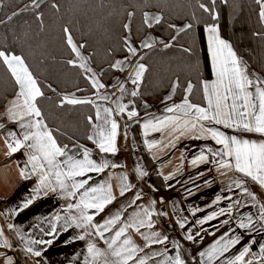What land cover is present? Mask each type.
<instances>
[{
  "label": "crops",
  "instance_id": "obj_1",
  "mask_svg": "<svg viewBox=\"0 0 264 264\" xmlns=\"http://www.w3.org/2000/svg\"><path fill=\"white\" fill-rule=\"evenodd\" d=\"M261 5L262 10H264V3L261 2ZM148 17L152 18L147 21L148 25L151 24V27H149L151 30H149L139 47L136 48L137 54L133 56L129 53L128 57L119 60L123 63L120 67H116L118 74L111 83L104 85L103 88L95 86L97 89L94 100L95 116L99 110L102 117L115 120L119 125L116 137L117 152L102 153L92 140V144L89 146L68 148L70 150L69 154L74 155L77 159H83V152L86 149L90 153V159L95 160L97 163L107 161L108 167L103 172L88 174L91 177L89 184L94 187L101 184L110 186L116 199L99 214H94L95 210L93 209L88 210L90 215L94 214L93 223H102L117 214H120L122 221H128L133 213L141 212L142 208H147L153 213L152 220L154 223L152 228L144 227L141 228L140 232H137L134 228L128 230L127 235L131 237L134 244L143 249L142 252L136 254L135 260L129 261V264H137V261L141 258L146 259L147 264H162V262L167 261L168 257L175 258L177 254L187 264H228V261L233 260L249 244H251V252L245 259L253 260V264H261L259 256L253 257L252 253L258 254L259 245L264 244V226L256 223L251 230L241 229L239 222L241 219H245L248 214H252L254 220L257 218L258 205L264 204V187H261L251 178L244 177L243 174L236 172L234 169L229 170L219 167L217 161L221 159L230 160L232 164L235 163V160L226 156L213 157L212 152L221 151L223 145L216 144L210 135L201 132L199 125L196 129H191L190 126L184 127L186 121L193 119L194 110L187 114L184 110L179 109L173 112L166 110L168 107L182 104L185 98L191 102V92L186 91L183 99L175 101L173 98L174 90L171 89L165 100L158 105L147 102L137 105L135 96L131 95L133 91L137 93L145 73L142 74L137 84L132 83L135 67L141 64L140 54L149 48L163 44L162 38L152 29L157 23L155 18L159 17L161 19V16L156 14ZM153 20L155 22L151 23ZM208 27L205 28V38L212 77L204 80L203 85L216 80V66L213 63L209 46ZM218 34L221 37L219 28ZM145 43H150L152 46L145 48L143 47ZM232 50L235 52L233 48ZM235 54L241 61V67L246 70L249 79L253 81L263 80L258 74L245 66L236 52ZM121 68L123 70H120ZM9 70L11 71V69ZM121 86L123 91H121ZM203 93L204 104L196 105L207 107L204 88ZM18 94L19 85L16 95L9 98L5 106L0 109V125H2L0 127V264H9V258H11L12 264H84V258L88 255L87 243L89 240L96 242L102 250L110 251L107 249V245L99 240L95 234L90 238L86 237L85 240L71 241L70 237L83 235L84 231L73 226L67 232H64L62 231L63 221H51V218L57 214L65 218L68 215H78L76 209H72L70 212L65 210L67 204L79 202V193L75 198L68 199H65L63 194L59 192L49 193L46 197L34 200L28 209L19 210L20 205L28 198L33 187L39 182V178L38 174L31 175L27 179L21 176V169L27 163L30 150L24 148L11 153L8 147V143H11L12 140L7 134L15 132L17 137H20L23 132V129L19 127L18 117L14 118L9 111L10 109L17 113L21 111L20 108L14 107V101H17ZM103 97H108V99H103ZM169 97L171 98L169 99ZM17 102L22 103V98ZM118 103L127 105L125 112H118ZM105 108L113 109L111 116L104 112ZM129 111H136L138 116L130 119L127 115ZM149 121L153 124H157L158 121H168V123L162 126L160 131H156L151 127L149 129L144 128V124ZM201 123L206 127L223 132L227 136H236L238 139H248L257 143L264 141V136L258 133H245L237 131L235 128H225L223 124H215L214 122L202 121ZM134 125L139 127L143 145L151 158L152 164L150 167L145 165L138 148L133 131ZM109 128L110 124H105L104 119H98L96 116L90 136H93L94 140H98V132L104 130L107 134ZM182 131L183 135H181ZM197 136L202 138H195ZM149 145H152V147H149ZM208 149H212V152H209ZM201 152L208 156V162L193 166L191 160L199 156ZM28 170L31 171L30 165ZM141 171L146 172L147 175L142 177L140 175ZM164 177H170V179L165 180ZM154 178H158V182L161 184L157 186V180H154ZM77 179L83 178L78 177ZM237 180L246 182L245 187L256 196L255 200L244 194L242 189L235 187L234 182ZM205 181L208 183H205ZM125 186H130V189L121 196V189ZM137 193L140 194L141 198L136 200L135 204H132ZM217 195L230 196L232 200L222 199L218 204L209 207ZM235 200H241V204L236 206L234 204ZM230 203L233 204L232 215L219 217L203 226L196 223L197 220L212 211H216L220 207H227ZM225 219L229 220V223L221 225V221ZM50 221L56 223L58 230H60L53 244L38 245L31 243L33 240L51 239V237L44 234L51 227ZM181 223L184 224L183 228L180 227ZM217 225H221L218 230ZM120 226V224H117L112 231L105 233V238L111 239ZM170 226L173 228L171 229ZM189 231L193 235L197 232L200 233L195 242L187 240L186 237ZM153 232H159L160 239L167 236V242L153 243L152 240L146 241L144 236H151ZM225 233H228V236L218 247H222L228 239L235 240L240 237V242L230 246L229 250L222 256L213 257L211 261L207 257L202 258L199 256L201 251H208L211 245ZM179 235L188 244L191 243V247L187 248L186 252L183 251L184 241H181ZM121 239H124V237ZM66 240L70 242L65 244L64 241ZM28 247H32L34 251L40 250L42 256L35 257L28 253L26 250ZM154 253H162L163 255H153Z\"/></svg>",
  "mask_w": 264,
  "mask_h": 264
},
{
  "label": "trees",
  "instance_id": "obj_2",
  "mask_svg": "<svg viewBox=\"0 0 264 264\" xmlns=\"http://www.w3.org/2000/svg\"><path fill=\"white\" fill-rule=\"evenodd\" d=\"M201 4L211 11H204ZM261 10V0H0V51L23 58L44 93L36 103L57 143L68 148L89 146L96 119L93 80L103 85L113 81L118 74L114 65L129 55V40L139 47L149 32L145 14L161 16L152 29L163 44L140 54L146 71L135 103L158 105L171 89L174 100L180 101L191 84V102L202 105L203 81L212 77L207 26H218L245 66L264 80ZM69 36L87 57L86 67H80ZM70 60L75 63L69 64ZM17 90L15 77L0 58V109ZM65 96L92 102L62 103ZM133 131L150 167L139 127L134 125Z\"/></svg>",
  "mask_w": 264,
  "mask_h": 264
},
{
  "label": "snow or ice",
  "instance_id": "obj_3",
  "mask_svg": "<svg viewBox=\"0 0 264 264\" xmlns=\"http://www.w3.org/2000/svg\"><path fill=\"white\" fill-rule=\"evenodd\" d=\"M214 2V0H213ZM264 3V0H261ZM201 8L206 12L211 10L205 7L203 4ZM262 20H264V10L259 13ZM11 19V17H9ZM146 22L149 19L145 14ZM159 23L160 18H155ZM151 27V24L148 25ZM187 27H191L188 25ZM67 31V30H66ZM209 33V46L211 48V55L213 63L216 66V80L211 83H205L203 85L204 92L207 98V107H201L191 103L185 98L182 104L175 105V107H168V112L175 110H184L185 114L194 110V117L192 120L186 121L184 127L196 129L199 125L201 132L210 135L215 140L216 144L223 145V149L219 152H212V149H208L212 152L213 157H229L234 158L235 163L232 164L230 160H219L217 163L220 168L234 169L236 172L243 174L244 177L251 178V180L257 182L261 187H264V141L257 143L256 141H250L248 139H238L236 136H227L223 132H220L214 128L206 127L202 121L214 122L215 124H223L225 128H235L237 131L245 133H258L264 136V80L253 81L246 75V70L241 67V61L237 58L235 52L232 50L231 44L222 39L218 34V28L216 25H210L207 29ZM68 43L72 45V51L80 56V51L73 44L71 37H68ZM152 45L145 43L143 47L148 48ZM168 45H165L167 47ZM129 53L133 56L137 54L135 47H128ZM226 54V55H225ZM0 58H3L4 63L11 69L12 75L15 77L16 82L19 85V94L17 101L22 98V103L14 101V107L20 108L19 113L9 110L11 115L18 117L19 127L23 129L22 135L17 137L15 132H9L7 135L11 138L12 142L8 143V147L11 153H15L20 149L27 148L30 150L27 163L24 168L21 169V176L29 178L31 175L38 174L39 182L33 187L28 198L24 200L20 205L19 210L23 211L28 209L32 205L33 201L37 198H43L49 195V193H61L65 199L75 198L79 193L78 203L67 204L66 212H70L72 209L78 210V215H68L67 218L60 216L59 214L51 218V221L60 222L63 221L62 231L67 232L69 228L75 226L84 231L83 235H77L70 237L71 241L85 240L86 237H92L93 234L102 240L110 251H104L97 246L96 242L89 240L87 243V256L84 258V264H129V261L136 259V254L142 252V248H138L130 236L127 235L128 230L134 228L137 232H140L141 228L153 227L152 216L153 213L147 208H142L141 212L133 213L132 217L128 221H122L120 214L115 215L109 219L104 220L102 223H93L94 214H99L105 210V207L111 204L115 199L111 187L104 184L98 186H91L89 181L91 177L89 173L103 172L108 167L107 161L103 163H97L95 160L90 159V153L88 150H84L83 159H77L74 155H70V150L67 145H59L53 132L44 123L41 109L37 106V98L43 97L44 93L40 90L36 79L32 73L28 70L21 56L15 54H6L4 51H0ZM69 64L75 62L70 60ZM122 61H117L114 67H120ZM80 67H86L81 64ZM91 71V69H86ZM120 70H123L121 68ZM146 71L144 64H138L134 70L133 84H137L142 74ZM94 86L103 88V84H99L98 81L93 80ZM50 87V86H49ZM121 91L123 87L121 86ZM192 91V85L189 84L187 92ZM132 96H136L137 93L133 91ZM171 97H169L170 99ZM108 99V97H103ZM63 102L68 104L77 105L91 103L90 100H82L75 98H69L65 96ZM127 105H117V110L120 113L125 112ZM113 109L105 108L104 112L111 116ZM131 119L138 116L136 111H129L127 113ZM98 119H104L105 124H110V128L107 130V134L104 130L98 132L99 139L94 140L93 136H88L89 140H92L102 153H116V137L117 129L119 125L115 120H108L101 116L100 111L96 113ZM39 118V119H36ZM89 122L92 121V117H88ZM168 121H158L157 124H153L151 121L144 124L145 129L150 127L156 131H160L161 127L166 125ZM2 127V125H0ZM183 135V131L181 132ZM197 139L201 136L195 137ZM206 138V137H204ZM152 147V145H149ZM63 158V159H60ZM208 162V156L203 152L199 156H196L191 160L193 166L199 163ZM31 166V171L28 170V166ZM115 167V165H113ZM140 175L146 176L144 171L140 172ZM82 177L83 179H77ZM165 180L170 177H164ZM205 183H208L205 181ZM235 187L242 189L243 193L251 197L253 200L256 196L245 187L244 180H237L234 182ZM231 187V186H230ZM130 186H125L121 189L120 195L123 196L125 191L129 190ZM83 190V191H81ZM140 194L137 193L132 204H135L136 200H139ZM222 199L232 200V197H222L217 195L209 205L212 207L218 204ZM155 203V201H153ZM234 204L239 206L241 200H235ZM131 206V205H129ZM93 209L95 213L90 215L88 210ZM233 204H228L227 207H220L216 211H212L210 214L196 221L197 224L203 226L204 224L216 220L219 217L232 215ZM142 213V215H141ZM166 215V213H164ZM50 229L45 232L46 236L51 237L47 240H33L31 243L38 245H52L55 239L59 235L57 224L51 222ZM246 221V222H245ZM229 220L225 219L221 221V225H226ZM256 223H260L264 226V204L258 205V216L254 220L252 214H248L245 219H241L239 227L241 229L251 230L255 227ZM121 226L114 232L111 239L105 238V233L112 231L117 225ZM221 225H217V230ZM11 227V225H9ZM180 227H184L181 223ZM91 229V231H89ZM143 235V233H141ZM214 235V233H212ZM200 236L197 232L193 235L190 231L187 235V240L196 241V237ZM228 233L220 236L215 241L208 251H201L200 257H207L209 261L213 257L218 258L229 250V247L240 242V237L235 240L228 239L222 247V241ZM124 237V239H121ZM155 238V239H153ZM146 241L152 240L153 243H166L167 236L160 239L159 232H153L151 236H144ZM69 240L64 241L65 244L69 243ZM253 243L255 241H252ZM28 253H31L35 257H41L42 252L40 250H33L32 247H28ZM251 252V244L245 246L242 251L228 264H253V260H246L245 257ZM153 255H163L162 253H154ZM253 257L259 256L261 264H264V244L259 245V253H252ZM114 258V259H113ZM9 264H12L11 258H9ZM137 264H147L146 259L141 258L137 261ZM162 264H187V262L177 254L175 258L168 257L167 261Z\"/></svg>",
  "mask_w": 264,
  "mask_h": 264
},
{
  "label": "rangeland",
  "instance_id": "obj_4",
  "mask_svg": "<svg viewBox=\"0 0 264 264\" xmlns=\"http://www.w3.org/2000/svg\"><path fill=\"white\" fill-rule=\"evenodd\" d=\"M152 15H156L155 13H151V14H149L148 16H152ZM159 15V14H158ZM155 22V20H153V21H151V23H154ZM149 30H151V28L149 29ZM129 42H130V46L131 47H135V48H137L135 45H133L132 44V42H131V40H129ZM80 56H78V60H80L81 62V64H84L85 66H87L88 64H87V62H86V59H87V57L85 56V55H83L81 52H80ZM161 183L160 182H156V185L158 186V185H160ZM171 227V226H170ZM173 227H171V229H172ZM177 232L179 231V230H176ZM180 237H181V235H179ZM179 236H178V238H179ZM181 241H184V243H183V251H185L186 252V249L187 248H189V247H191L190 245H191V243L190 244H188L187 243V241L186 240H184L182 237H181ZM195 258V257H194ZM191 261V260H190Z\"/></svg>",
  "mask_w": 264,
  "mask_h": 264
}]
</instances>
